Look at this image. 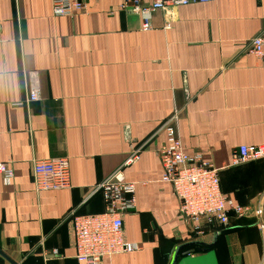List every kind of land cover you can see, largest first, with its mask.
Listing matches in <instances>:
<instances>
[{
  "label": "crops",
  "instance_id": "obj_1",
  "mask_svg": "<svg viewBox=\"0 0 264 264\" xmlns=\"http://www.w3.org/2000/svg\"><path fill=\"white\" fill-rule=\"evenodd\" d=\"M122 0H90L73 16L53 13V0H0V264H85L76 258L69 213H101L95 186L121 167L136 185V209L124 215L125 238L139 250L101 264H264V228L230 213L194 225L164 182L158 149L173 119L188 155L221 170L222 191L263 209L264 159L232 165L242 145L264 144V67L247 51L264 32V0H217L155 11L153 27L121 11ZM36 72L38 101H28ZM67 157L71 187L37 191L32 161ZM190 249V248H188ZM58 253L55 254L54 251Z\"/></svg>",
  "mask_w": 264,
  "mask_h": 264
},
{
  "label": "built area",
  "instance_id": "obj_2",
  "mask_svg": "<svg viewBox=\"0 0 264 264\" xmlns=\"http://www.w3.org/2000/svg\"><path fill=\"white\" fill-rule=\"evenodd\" d=\"M90 0H53V13L57 16H73L84 12ZM217 0H122L121 11L140 15L142 29H152V15L155 11L168 10L197 3H211ZM247 51L264 67V32L249 42ZM28 101H38L41 86L36 72L29 78ZM166 124L167 143L158 149L163 168L164 182L172 185L174 194L180 201L179 213L194 225L193 231L201 235V223L228 225L230 213L239 217H255L261 228L263 209L235 203L221 190L219 169L199 155H188L179 140L173 119ZM143 146H136L125 163L109 177L98 183L93 194L100 192L105 201L101 213H69L76 258L85 264H101L105 257L139 250V245L125 238L124 215L136 209V185L126 181L124 169L138 158ZM264 158V144L242 145L232 159V165ZM33 181L37 191L57 190L71 187L70 161L67 157L32 161ZM0 177L8 185L15 177L13 166L0 161ZM58 253L57 250L54 251Z\"/></svg>",
  "mask_w": 264,
  "mask_h": 264
},
{
  "label": "trees",
  "instance_id": "obj_3",
  "mask_svg": "<svg viewBox=\"0 0 264 264\" xmlns=\"http://www.w3.org/2000/svg\"><path fill=\"white\" fill-rule=\"evenodd\" d=\"M264 158H259V159H256V160H252V161H248V162H245L244 164L246 163H250V162H253V161H259V160H263ZM243 163H241L242 165ZM240 164H238L237 166H239ZM236 166V165H234ZM219 178H220V187H221V170H219ZM222 190V188H221ZM223 192V191H222ZM224 193V192H223ZM225 194V193H224ZM226 195V194H225ZM227 196V195H226ZM228 197V196H227ZM217 225L220 227L221 230H225L229 227V224L228 225H222V224H218ZM190 248V249H188ZM208 248H210L209 246H197V245H194V246H189L187 248H185V250H194V251H204V250H207Z\"/></svg>",
  "mask_w": 264,
  "mask_h": 264
},
{
  "label": "water",
  "instance_id": "obj_4",
  "mask_svg": "<svg viewBox=\"0 0 264 264\" xmlns=\"http://www.w3.org/2000/svg\"><path fill=\"white\" fill-rule=\"evenodd\" d=\"M194 245H197V246H210L208 244H205L203 242H199V241H194V242H191V243H188V244H185V245H182L180 247H178L176 253H175V256H174V259H173V263L172 264H175L180 256V253H181V250L184 249L185 247H189V246H194ZM192 251L194 250H188L185 252V254L187 253H191Z\"/></svg>",
  "mask_w": 264,
  "mask_h": 264
}]
</instances>
